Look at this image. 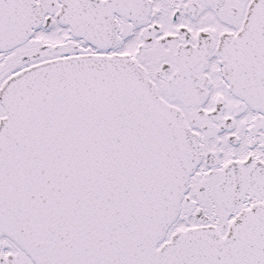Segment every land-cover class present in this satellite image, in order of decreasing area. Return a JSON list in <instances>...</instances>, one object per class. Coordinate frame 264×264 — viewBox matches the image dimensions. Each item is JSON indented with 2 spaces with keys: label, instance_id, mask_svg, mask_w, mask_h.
<instances>
[{
  "label": "snow or ice",
  "instance_id": "6c2138e0",
  "mask_svg": "<svg viewBox=\"0 0 264 264\" xmlns=\"http://www.w3.org/2000/svg\"><path fill=\"white\" fill-rule=\"evenodd\" d=\"M0 264H264V0H0Z\"/></svg>",
  "mask_w": 264,
  "mask_h": 264
}]
</instances>
